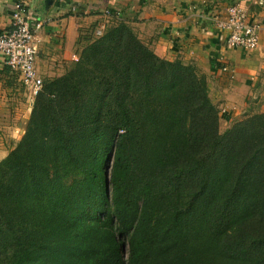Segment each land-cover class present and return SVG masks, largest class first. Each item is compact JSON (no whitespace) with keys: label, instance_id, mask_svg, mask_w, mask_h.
<instances>
[{"label":"trees","instance_id":"trees-1","mask_svg":"<svg viewBox=\"0 0 264 264\" xmlns=\"http://www.w3.org/2000/svg\"><path fill=\"white\" fill-rule=\"evenodd\" d=\"M79 61L0 163V264H264V113L220 133L206 77L125 22Z\"/></svg>","mask_w":264,"mask_h":264},{"label":"crops","instance_id":"crops-1","mask_svg":"<svg viewBox=\"0 0 264 264\" xmlns=\"http://www.w3.org/2000/svg\"><path fill=\"white\" fill-rule=\"evenodd\" d=\"M13 1L0 0V33L10 28ZM26 1L32 19L38 12L44 20V25L36 30V67L44 82L66 73L78 50L97 39L95 30L99 24L105 22L106 32L128 18L129 27L156 55L196 66L207 79L211 102L219 113L225 112L228 120L264 107V0L257 3L240 0L249 6L250 20L263 26L260 44L255 49L225 46L223 31L214 26L210 31L199 27L195 17L186 10L189 0H76L91 7V12L79 20L69 17L58 0ZM230 1L216 0L217 8L224 10ZM106 7L113 13L108 18L103 12ZM219 54L228 61L232 75L217 64ZM7 70L9 66L0 53V97L5 100L8 90L2 81ZM18 80L22 96L17 102L25 101L30 93L19 76ZM17 102L0 107V128L4 133L14 124L6 111L18 109Z\"/></svg>","mask_w":264,"mask_h":264},{"label":"built area","instance_id":"built-area-1","mask_svg":"<svg viewBox=\"0 0 264 264\" xmlns=\"http://www.w3.org/2000/svg\"><path fill=\"white\" fill-rule=\"evenodd\" d=\"M58 1L66 9L67 15L75 20L91 12V7L87 3L81 4L76 0ZM253 2L257 3L258 0ZM186 10L205 31H210L211 26L223 31L225 46L255 49L260 44L263 26L250 20V8L240 0L227 2L224 10L217 8L216 0H189ZM103 12L107 18L113 14L108 7ZM10 15V28L0 33V53L5 64L18 73L30 95L34 97L44 84V79L36 67V30L44 25V20L38 12L34 13L35 18L32 19L26 0H14ZM104 25L105 22L99 24L95 30L98 37L105 33ZM73 58L78 59L75 55ZM216 61L222 70L233 74L223 55H217Z\"/></svg>","mask_w":264,"mask_h":264},{"label":"rangeland","instance_id":"rangeland-1","mask_svg":"<svg viewBox=\"0 0 264 264\" xmlns=\"http://www.w3.org/2000/svg\"><path fill=\"white\" fill-rule=\"evenodd\" d=\"M120 17H121V15H120ZM126 20L127 21L121 20L120 22L117 23V25H119L121 22H125L127 25H130L129 19L126 18ZM99 37H101V36H99ZM99 37H97V38H99ZM93 41H91V42H93ZM91 42H89V43H91ZM83 48L79 49L77 55H75V56H77L78 59L73 58V62L71 64V66L66 71L67 74H68L69 69L70 68L74 69L75 66L80 62L79 60L82 59ZM66 73H63L60 76L51 78L50 80H54L56 78L62 77ZM6 74H7V76H6V78H3L2 85L5 89L8 90V94L6 96V100H5V98L0 97V107L11 102V101H14L16 103L18 100H20V98L22 96L21 91H20V82L18 80V76H17L16 72L12 68L9 67V70L6 71ZM23 89H25V88L23 87ZM55 93L56 92H54V94L51 96L52 98H54L56 96ZM82 96H83V98H89V93L87 92L86 89H84L82 91ZM262 96H264V95H262ZM260 102H262V99L260 100ZM72 104H73L72 100H69L67 102V106L65 108H60V107L54 106L51 109V111L53 112V116L56 119L60 116L64 119H67L72 114V111H73ZM17 105H18V109L6 111L8 114V117L11 119H14L13 126L10 128L9 131H5V133H4L3 129L0 128V163L6 159V157L8 156V154L11 150L15 149L16 147H22V145L24 143H26V141H27V140H25L22 142V140H23V138L27 132V129L30 125L32 113H33V110L35 107V97H32L31 95L27 94L26 100L17 102ZM224 107L225 106H223L220 109L223 110ZM38 112H39V114H38L39 121H41L48 114L47 111L44 109L38 110ZM262 113H264V107L260 108L255 113L246 112V113L240 114L238 117H236L234 119L228 120V117L225 114V112L219 113V109H218V130L220 133L224 134L234 124L241 122V121H244L245 119H247L249 117L256 116V115L262 114Z\"/></svg>","mask_w":264,"mask_h":264},{"label":"water","instance_id":"water-1","mask_svg":"<svg viewBox=\"0 0 264 264\" xmlns=\"http://www.w3.org/2000/svg\"><path fill=\"white\" fill-rule=\"evenodd\" d=\"M105 175H106V178H107V185H108L109 184V175H108V172Z\"/></svg>","mask_w":264,"mask_h":264}]
</instances>
